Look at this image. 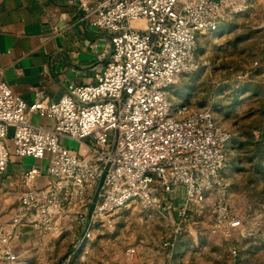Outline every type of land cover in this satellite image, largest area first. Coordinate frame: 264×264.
Listing matches in <instances>:
<instances>
[{"label":"built area","instance_id":"1","mask_svg":"<svg viewBox=\"0 0 264 264\" xmlns=\"http://www.w3.org/2000/svg\"><path fill=\"white\" fill-rule=\"evenodd\" d=\"M254 1L68 0L108 33L110 58L94 82H69L58 101L37 91L29 104L0 80V175L13 155L48 160L42 186L40 166L23 174L20 206L1 237L5 259H17L6 246L12 228L30 221L44 234H55L59 218L68 216L81 227L79 261L87 264L97 228L114 231L115 213L132 201L142 210L159 207L158 196L165 198L177 185L197 206L220 191L210 203L212 230L234 236L241 219L231 213L222 176L232 133L211 108L173 103L168 89L199 68V35L218 30L229 14L245 12ZM33 114L52 124H35ZM63 137L77 140V150L63 145ZM126 251L129 258L136 253L134 247Z\"/></svg>","mask_w":264,"mask_h":264},{"label":"rangeland","instance_id":"2","mask_svg":"<svg viewBox=\"0 0 264 264\" xmlns=\"http://www.w3.org/2000/svg\"><path fill=\"white\" fill-rule=\"evenodd\" d=\"M197 53L199 68L185 73L168 95L173 103L211 108L232 133L222 176L229 208L241 226L229 239L213 232L210 203L221 192L197 206L177 185L165 198L158 196L159 207L142 210L132 201L115 213L114 231L96 229L88 248L92 252L99 239L109 240L103 252L111 264H264V0L199 35ZM13 132L10 127L9 135ZM61 143L79 147L67 137ZM36 161L48 165L47 159ZM19 206V199L7 203L0 195V227L11 224ZM128 247L136 249L133 258Z\"/></svg>","mask_w":264,"mask_h":264},{"label":"crops","instance_id":"3","mask_svg":"<svg viewBox=\"0 0 264 264\" xmlns=\"http://www.w3.org/2000/svg\"><path fill=\"white\" fill-rule=\"evenodd\" d=\"M98 0H89L91 4ZM108 33L90 24L80 4L68 0H0V80L6 81L27 103L42 91L47 101H58L69 82L90 84L110 58ZM37 125L52 120L32 115ZM73 150H77L72 148ZM13 155L0 175V195L5 202L19 199L24 190L23 174L37 161ZM42 162V161H41ZM39 181L46 180L41 166ZM59 232L44 234L30 221L12 228L6 244L17 255L10 261L0 250V264H81V227L68 216L58 220ZM2 227V226H1ZM0 227V248L3 230ZM99 239L87 264H111ZM101 262V263H99ZM105 262V263H103Z\"/></svg>","mask_w":264,"mask_h":264},{"label":"water","instance_id":"4","mask_svg":"<svg viewBox=\"0 0 264 264\" xmlns=\"http://www.w3.org/2000/svg\"><path fill=\"white\" fill-rule=\"evenodd\" d=\"M109 165L106 166L105 170L103 171L102 173V176L100 178V181H99V185L95 191V194H94V197H93V201L90 205V210H89V213L91 214L94 207H95V204L97 203L98 199H99V195H100V191H101V187H102V184H103V181H104V177H105V174H106V171H107V168H108Z\"/></svg>","mask_w":264,"mask_h":264}]
</instances>
